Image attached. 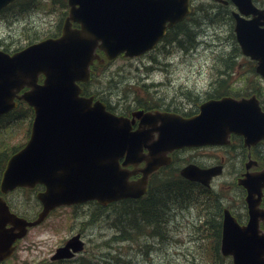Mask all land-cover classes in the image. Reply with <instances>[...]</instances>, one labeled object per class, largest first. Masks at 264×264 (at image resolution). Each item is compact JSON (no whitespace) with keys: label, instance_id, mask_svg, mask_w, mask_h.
Returning a JSON list of instances; mask_svg holds the SVG:
<instances>
[{"label":"water","instance_id":"95a60500","mask_svg":"<svg viewBox=\"0 0 264 264\" xmlns=\"http://www.w3.org/2000/svg\"><path fill=\"white\" fill-rule=\"evenodd\" d=\"M11 0H0V7ZM238 10L252 19L236 16V35L244 54L258 60L257 70L264 76V8L252 0H232ZM69 11L60 36L46 38L10 55L0 51V114L16 106L14 97L23 98L34 108L30 138L6 163L0 191L17 186L34 187L42 202L38 217L28 221L9 210L0 196V259L9 256L12 243L26 232V226L41 222L51 209L62 204L95 199L102 204L123 197H137L146 189L147 176L167 163L168 151L186 145L223 142L230 132L246 134V139L264 135V113L249 101L229 97L210 99L191 117L177 113L161 115L162 125L155 141L147 142L153 129L148 121L153 113L137 111L140 129L118 116L93 96L80 95L77 81L89 78V65L102 49L108 58L124 52L138 55L152 48L169 25L189 11V0H68ZM72 21L80 27H72ZM263 25V26H262ZM45 74L38 83L39 73ZM25 85L30 89L17 95ZM144 123L147 125L145 127ZM259 136V137H261ZM149 152L143 153V147ZM124 160L120 162V158ZM145 160L143 175L129 181L131 173L123 167ZM181 174L207 184L212 171L194 165ZM253 179L246 200L249 220L239 224L224 210L221 235L223 255H232L233 264H264V209L260 208V181ZM247 186V183H245ZM9 227H6L7 223ZM79 235L57 248L52 259L70 257L82 249Z\"/></svg>","mask_w":264,"mask_h":264},{"label":"rangeland","instance_id":"374dc122","mask_svg":"<svg viewBox=\"0 0 264 264\" xmlns=\"http://www.w3.org/2000/svg\"><path fill=\"white\" fill-rule=\"evenodd\" d=\"M43 1L46 2L43 7L27 6L24 11L19 8L12 11L9 15L16 17V20H11L12 23L9 25L0 19V47L1 43L10 39L24 38L27 34L34 38L54 28L64 7L56 0L53 3L51 0ZM257 1L264 3V0ZM192 4L205 7L203 12L198 11L193 16L199 17L206 11L208 13L215 11L212 9L213 0H192ZM213 18L216 19L214 27L209 20H204L201 26L204 30L196 37L203 41L197 46L185 49L189 46L188 43L183 42V45L174 43L173 49L172 47L171 50L156 48L140 60L118 59L108 65L103 73V68L98 69L89 84V89H97L100 92L111 91L108 94L114 102L118 94L120 97L125 93L131 95V91L128 90L130 85H134V90L140 88L144 93L146 88L142 86L141 81V75L144 73L148 77V83L156 84L148 90L165 95L168 99L177 95L181 84L184 89L192 93L200 91L202 85L209 79L208 68L211 67V63L218 61L221 56L229 55L233 49L226 21L221 19V24L217 20V10L213 13ZM186 25L190 27L191 34L197 33V29L200 28L195 27L191 18ZM163 61L170 63L167 66L157 65V62ZM145 66L152 69L146 70ZM176 97L173 102L178 104L180 98ZM10 139L14 143L23 141L24 144L26 141V138L21 139L18 131L14 129L11 131ZM194 154L196 155V152ZM227 177L224 176L215 183V189L220 190L219 204L231 207L237 214L241 213L243 199L238 195L237 189L231 183L227 186L219 184ZM192 193L195 194L193 190ZM8 199L18 211L25 214L32 213L37 208L34 196L28 190L12 191ZM217 205L218 202L200 195L196 201L191 200L182 208L176 209V214L173 211H169L172 215L165 214L163 218L168 221L165 232L167 241L163 239L165 235L160 234L149 238L143 235L131 243L128 240L123 243L108 240L113 233L121 232L114 228L113 223H119L120 220L117 218L119 213L116 214L115 211L118 212L124 206L112 205L102 211L98 210L94 202L79 204L76 207H60L43 223L32 228L18 243L16 255L14 254L3 264H47L54 249L70 233L82 228L86 234L85 249L63 264H81L87 260H92L94 264H103L105 258L110 260V264H125L130 261L131 264H231L230 258L214 262L216 254L212 246V232L209 238L202 242L203 236L209 234L205 229L202 230L206 217L204 208L206 207L207 211H214ZM97 211L101 212L99 219L95 223L88 222L92 214ZM201 221L203 223H200Z\"/></svg>","mask_w":264,"mask_h":264},{"label":"flooded vegetation","instance_id":"af4514ba","mask_svg":"<svg viewBox=\"0 0 264 264\" xmlns=\"http://www.w3.org/2000/svg\"><path fill=\"white\" fill-rule=\"evenodd\" d=\"M232 11L230 10V15L226 14L230 24L232 23ZM218 13V19L221 21L220 10ZM256 63V60L245 56H221L218 61L211 63V67L208 68L209 79L202 85L198 93L189 95L186 91H181L179 104L170 102L168 98L160 100L168 102L172 106L179 105L186 112L188 108L194 112L196 109L198 111L201 102L208 99L209 95H214L212 96L214 98L229 95L237 99L254 95L264 111V79L256 72ZM186 149L197 150L193 161L201 167L221 166V173L217 178L228 176L229 179L227 177L222 185L227 186L231 183L242 199H245L246 188L241 184V181L247 175H255L264 171V138L255 142H245L242 135L232 133L229 135V141L225 144ZM262 191L260 205L264 207V188ZM234 213L239 220L247 217V213Z\"/></svg>","mask_w":264,"mask_h":264},{"label":"trees","instance_id":"16d2710c","mask_svg":"<svg viewBox=\"0 0 264 264\" xmlns=\"http://www.w3.org/2000/svg\"><path fill=\"white\" fill-rule=\"evenodd\" d=\"M182 26L179 24L177 27ZM184 30H181V34L185 35L186 43L191 44L193 41V35L191 29L184 25ZM186 29V30H185ZM175 38V37H174ZM102 66L101 63L96 62L92 66V75L97 74V69ZM111 91L103 92V94ZM32 117V108L26 103H21L19 107L10 111L7 114L0 116V176L2 169L5 165V161L9 155V152L16 150L23 144L22 142L14 143L11 138V131H23V135L28 134L30 119ZM195 186L194 183L189 182L179 175L178 168L169 165L168 170L164 175H156L150 182L148 194L143 199L138 200H127L115 203L114 205H122L125 207L117 212V218L119 223L114 222V228L122 232V235L130 243L137 241L141 236L147 235V237H157L158 235H165L164 240H168L165 232L167 231L168 221L163 217L167 213L166 207L168 202H182L186 198V193L190 194L187 201L192 199L191 193L192 188ZM200 190L214 199V195L201 187ZM99 209L102 210V206L98 205ZM205 223L202 225V230L205 229L209 234L203 236L202 242H204L209 236L212 235V246L213 251L216 254L214 256V262L217 263L220 260L225 259L219 253V239H220V221L219 217V205L216 206L214 211H207ZM172 215V214H171ZM93 218L96 219L95 212L92 214ZM170 221V220H169ZM204 227V228H203ZM132 233V234H131ZM126 241V240H125ZM48 264H56V262L49 261ZM81 264H94L91 260L82 262ZM103 264H110L109 259H105Z\"/></svg>","mask_w":264,"mask_h":264},{"label":"bare ground","instance_id":"6f19581e","mask_svg":"<svg viewBox=\"0 0 264 264\" xmlns=\"http://www.w3.org/2000/svg\"><path fill=\"white\" fill-rule=\"evenodd\" d=\"M189 197H190V194L189 193H186V198L183 199L182 202H179L177 200H176V202H174V201L168 202V206L166 207L167 213H170L169 211H173L174 214H176V209H178L179 207L182 208L183 205L188 202L187 200H188Z\"/></svg>","mask_w":264,"mask_h":264}]
</instances>
